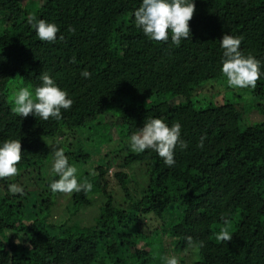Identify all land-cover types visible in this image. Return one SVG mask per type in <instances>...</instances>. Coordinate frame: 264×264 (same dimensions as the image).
Listing matches in <instances>:
<instances>
[{"label":"trees","instance_id":"1","mask_svg":"<svg viewBox=\"0 0 264 264\" xmlns=\"http://www.w3.org/2000/svg\"><path fill=\"white\" fill-rule=\"evenodd\" d=\"M140 4L0 0V141L20 139L23 151L18 175L0 180V264H166V255L164 262L153 257L152 234L143 228L142 218L151 214L165 222L160 245L166 234L177 251L198 247L200 258L193 264H251L264 254V122L244 125L243 112L231 101L200 107L193 99L204 82L224 78L220 40L225 34L239 37L242 53L264 66V0H195L191 36L179 46L170 39L153 41L135 26ZM30 16L56 23L57 39L41 41L28 23ZM133 42L141 43L136 55L130 51ZM84 70L92 76L82 77ZM45 72L68 93L72 107L62 110L59 120L34 115L21 119L12 111L9 82L20 79L34 94ZM252 92L264 99V77ZM109 112L118 116L113 126L117 138H100L122 142L116 149L124 152L122 159L101 164L111 154L104 143L98 165L78 176L93 184L91 192H51L49 139L63 142L60 135L66 127L79 126V117L98 124ZM150 118L181 125L188 147L177 146L172 167L155 152L137 154L129 148L130 136ZM63 146L69 163L87 162L89 151ZM142 163L148 179L154 172L152 179L136 196L127 186V173L116 171L129 206L114 205L107 171L115 164L124 168ZM155 174L190 181L178 189L158 190L152 183ZM9 183L22 186L24 194H8ZM97 194L106 200L93 224H76L71 232L66 222L54 221L61 200H66L72 220L95 204ZM222 227L232 235L230 241L216 239Z\"/></svg>","mask_w":264,"mask_h":264},{"label":"clouds","instance_id":"2","mask_svg":"<svg viewBox=\"0 0 264 264\" xmlns=\"http://www.w3.org/2000/svg\"><path fill=\"white\" fill-rule=\"evenodd\" d=\"M196 11L195 0H141L140 6L134 11L135 26L149 39L156 42H168L179 46L182 40L191 36L190 21ZM28 23L35 30L41 41L53 42L57 39L59 27L54 22L30 16ZM223 49L221 72L226 77L228 87L235 89H255L258 80L264 77L260 61L254 56H245L241 51V39L225 34L220 40ZM84 78H90L88 70L81 72ZM41 83L35 87L34 94L28 87H21L14 93L12 111L21 119L29 114L47 121L50 118H62V110H69L73 101L48 73H41ZM205 137H201L199 146L203 147ZM132 152L140 154L146 150L155 152L168 167L175 165V149H187L188 143L181 139V125H169L164 119L150 118L128 140ZM20 139L0 141V180L18 175V165L22 160ZM77 168L69 163L65 151L55 147L50 167L48 188L53 193L88 194L93 189L90 181L78 180ZM24 188L16 183H9L7 192L10 195H23ZM227 223V221H225ZM218 241H230L232 235L227 227L217 233ZM166 264H178L175 256L166 258Z\"/></svg>","mask_w":264,"mask_h":264},{"label":"rangeland","instance_id":"3","mask_svg":"<svg viewBox=\"0 0 264 264\" xmlns=\"http://www.w3.org/2000/svg\"><path fill=\"white\" fill-rule=\"evenodd\" d=\"M23 3H27L28 0H22ZM44 1V0H42ZM141 43L140 42H133L130 46L131 54L136 55L140 52ZM197 79L194 80V82ZM21 87H28L30 90V87L26 85L25 83H22L20 79H12L9 82L8 88H9V98H11V95L14 97V93L16 90H18ZM193 99L196 101L197 105L200 107H205L209 103H216V104H222L224 100L234 102L238 105L241 112H243V124H254V123H260L264 122V99L261 100L259 98L255 97V94L252 92V88H246V89H235L227 86L226 83V77L222 78L221 80H209L207 82H204L200 87H197L195 89ZM261 107H263V110H261ZM107 117V121L105 120V115H103L102 119L103 121L99 120V123L93 124L90 122V120L84 119L83 117H79V121L81 122L79 126L77 127H66L65 134L60 135V139H63L61 142L58 138L55 139H49L50 147L52 150V157L51 162L54 155L55 147H62L63 144H70L71 151H77L79 147H83L87 151L90 152L89 157L87 158V162L83 163H71L74 165L78 172L77 176H80L81 173L86 172V170H91L92 166L95 165V167L99 163V154L102 152V145L104 143H107L108 151L110 149V156L104 157L103 161L101 160V164L108 161L110 158L114 161L122 159V155L124 152H118L116 151L117 146H122L123 143L121 142L119 144V141H107L102 140L100 138L101 134L108 135L106 139H116L117 138V130H115V126L118 124V116L113 115ZM32 117V114H29L28 117L24 118L25 120H28ZM76 122V124H77ZM114 126V127H113ZM110 127H112V130L110 131ZM122 127V125L118 126V128ZM65 135V136H64ZM102 147V148H101ZM106 147V146H105ZM50 162V167H51ZM119 169L125 171L128 175L127 179V186L131 190V193L134 195H138L141 188H144V186L148 185L149 180L152 179L154 172L150 171V179H148V176L146 175V172L149 170L147 169V166H145L143 163L140 165H135V167H124L121 168L120 165L115 164L111 169L107 171L106 179L108 181V192L112 193L113 195V204L116 206H120L121 208H127L129 206V199L124 193V191L121 188L120 182L118 178L115 177L116 171ZM50 171V168H49ZM148 179V182L146 180ZM188 178H169L164 177L162 175H156L154 176V179L152 181L154 188L158 190H173L178 189L182 187V184L184 181H190ZM151 185V181L149 183ZM104 200L106 198L102 195H95L94 196V202L95 204L85 207V209H82L81 212L78 213L77 216H75L72 220L69 219V210L66 208V200H61L57 203L56 209L54 211V221L59 223H64L65 228L69 229L71 232H74L76 229V224H79L80 226H89L94 223L95 215H97V212L99 210V207L103 205ZM143 222V228L148 231L149 234H152L148 240L152 242V255L154 258H158L159 261L164 262L165 256H175L178 259V264L180 263L181 259H184L183 261L185 264H193L196 260L200 258L198 247L197 246H191L187 248H183L181 251H177L174 247V244L166 234L163 235V243H161L165 247V253L162 252L164 247L162 248V245H160V238L159 234L164 233V220L157 218L154 215H148L144 216L142 218ZM154 246V247H153ZM166 262V260H165ZM159 264L157 261L153 262L150 261L145 264ZM251 264H264V254L259 257H254L250 260Z\"/></svg>","mask_w":264,"mask_h":264},{"label":"water","instance_id":"4","mask_svg":"<svg viewBox=\"0 0 264 264\" xmlns=\"http://www.w3.org/2000/svg\"><path fill=\"white\" fill-rule=\"evenodd\" d=\"M12 254V253H11Z\"/></svg>","mask_w":264,"mask_h":264}]
</instances>
